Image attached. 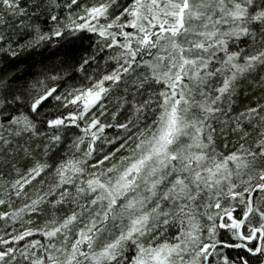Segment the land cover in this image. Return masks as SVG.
Returning a JSON list of instances; mask_svg holds the SVG:
<instances>
[{
	"label": "snow or ice",
	"instance_id": "snow-or-ice-1",
	"mask_svg": "<svg viewBox=\"0 0 264 264\" xmlns=\"http://www.w3.org/2000/svg\"><path fill=\"white\" fill-rule=\"evenodd\" d=\"M0 264H264V0H0Z\"/></svg>",
	"mask_w": 264,
	"mask_h": 264
}]
</instances>
